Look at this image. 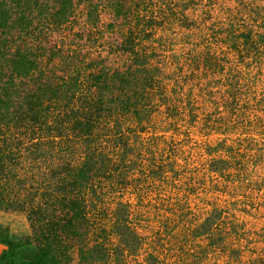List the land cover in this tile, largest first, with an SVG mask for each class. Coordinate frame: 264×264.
Wrapping results in <instances>:
<instances>
[{"label": "rangeland", "instance_id": "obj_1", "mask_svg": "<svg viewBox=\"0 0 264 264\" xmlns=\"http://www.w3.org/2000/svg\"><path fill=\"white\" fill-rule=\"evenodd\" d=\"M75 2L46 32L59 46L56 74L94 59L107 72L141 64L156 81L137 112L117 111L95 130L91 145L110 161L87 193L89 239L103 241L109 256L80 263L75 247L68 264H264V0ZM54 3L41 0L47 9L36 18L52 20L43 16ZM63 53L69 69L57 60ZM4 132L21 147L4 161L0 191L8 169L25 179L22 190L16 185L25 195L33 181L49 180L51 164L86 150L80 139H47L37 124ZM27 140L41 143L34 161L24 157ZM7 222L30 232L21 211L0 210Z\"/></svg>", "mask_w": 264, "mask_h": 264}, {"label": "trees", "instance_id": "obj_2", "mask_svg": "<svg viewBox=\"0 0 264 264\" xmlns=\"http://www.w3.org/2000/svg\"><path fill=\"white\" fill-rule=\"evenodd\" d=\"M38 4L41 0H0V135L10 127L20 129L37 124L41 132L47 131V139L56 136L60 138L59 144L66 145L74 138L80 139L86 150L69 164H51L43 172L44 176L49 174V180L33 181L24 187L25 195L16 190V185L22 190L25 179L13 178L14 169H8L7 182H11L0 191V210L23 212L30 232L12 237L8 226L0 224V244L4 245L0 264H68L70 251L75 247L80 263L104 262L109 256L104 242L89 239L92 228L86 197L92 180L107 170L110 159L91 144L101 132L96 128H105L103 120L108 121L117 111H136L138 98L144 97L142 92L156 80L152 75L149 78L150 71L139 68L141 64L125 63L123 69L107 72L103 67L95 68L94 59L56 74L59 46L46 32L52 21L55 26L64 24L76 2L55 0L51 12L43 16L52 20L36 18L47 6L39 8ZM93 6L90 1V7ZM63 47H67L66 43ZM63 55L66 56L60 54L57 60L69 69V58ZM113 127L117 128L116 123ZM1 138L0 174H5L9 165L4 161L17 155L21 142L13 147L6 143L5 135ZM26 142L28 154L24 157L34 161L36 154H40L41 143ZM122 145L126 146L118 143L120 149ZM69 153L75 159L73 151ZM125 154L126 151L121 154L122 160ZM30 169L29 175L33 176V168ZM113 223L116 233L124 231L117 222Z\"/></svg>", "mask_w": 264, "mask_h": 264}, {"label": "crops", "instance_id": "obj_3", "mask_svg": "<svg viewBox=\"0 0 264 264\" xmlns=\"http://www.w3.org/2000/svg\"><path fill=\"white\" fill-rule=\"evenodd\" d=\"M2 221V220H1ZM7 224L9 225V230H10V235L12 236V237H17V236H19L21 233L23 234V233H26V231L25 230H23L22 232H20V229H18L17 228V226H16V224H14V223H10L9 224V222H7ZM21 227H23V226H20L19 228H21ZM4 249V245H2V244H0V253H1V251Z\"/></svg>", "mask_w": 264, "mask_h": 264}]
</instances>
